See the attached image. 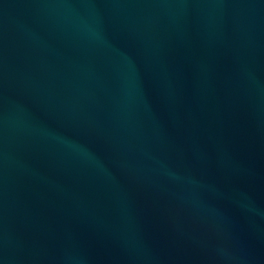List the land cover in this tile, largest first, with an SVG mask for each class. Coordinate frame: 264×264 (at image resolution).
<instances>
[{"label":"water","instance_id":"water-1","mask_svg":"<svg viewBox=\"0 0 264 264\" xmlns=\"http://www.w3.org/2000/svg\"><path fill=\"white\" fill-rule=\"evenodd\" d=\"M0 264H264V0H0Z\"/></svg>","mask_w":264,"mask_h":264}]
</instances>
